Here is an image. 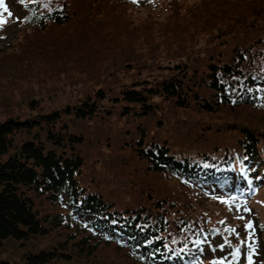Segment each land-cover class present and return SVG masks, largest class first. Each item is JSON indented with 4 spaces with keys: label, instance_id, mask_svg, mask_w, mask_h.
I'll return each mask as SVG.
<instances>
[{
    "label": "rangeland",
    "instance_id": "374dc122",
    "mask_svg": "<svg viewBox=\"0 0 264 264\" xmlns=\"http://www.w3.org/2000/svg\"><path fill=\"white\" fill-rule=\"evenodd\" d=\"M41 1L50 5L47 0ZM127 1L108 0L122 11L109 14L108 23H82L80 13L70 23L51 25L42 31L36 27L28 29L18 22L22 15L17 9L19 0H3L0 7L5 10L6 18L0 28V122L8 118L31 119L59 111L61 118L55 124V130L82 136L83 141L75 144L73 151L83 160L77 178L86 192L114 202L120 208L128 205L153 208L156 197L152 204L150 200L142 199L141 187L150 188L154 196L165 192V196L172 199L171 195L181 194L186 188H181L173 179H164L141 168L142 161L128 147L131 136H137V127L142 124L150 128L149 140L154 136L157 139L158 133H162L177 142L186 141L202 129L228 132L234 120L242 119L224 111L206 113L194 106L181 108L176 105L175 98H166L163 94L152 99L155 105L153 115H122L123 102L114 101L115 97L119 98V92L131 85L155 87L164 80L177 77L183 80V84L189 81V77L193 81L194 74L212 62L213 56H230L239 41L250 38L254 31L259 30L264 35V9L258 11L264 6L255 10V15L248 12L244 20L227 16L226 23H222L219 6H212L214 0H180L173 3L172 9L168 0ZM247 1L244 0V4ZM258 1L264 5V0ZM207 20H212L213 26L219 29L210 26ZM86 35H91L92 40H88ZM98 89L106 96L97 102L99 114L91 119H76L71 114H62L65 109L78 105L79 100H92ZM193 93L195 91L189 94V98ZM203 94L204 89L201 91ZM244 112L255 116V120L259 118L251 111ZM37 134L47 148L55 147L47 141L46 129L38 126L30 131H17L12 145L19 146ZM149 140L145 142H151ZM6 157L7 154L3 159ZM260 175L262 178L257 180ZM252 180L253 185L258 186L257 193L248 181L239 180L236 176L230 188L209 190L204 186L201 189L207 196H216L213 199L204 195L208 199L203 203L210 209L234 214L228 224L235 229L231 232L234 238L238 235L243 241L239 262L250 260L251 264H264V236L260 231L264 224L262 170L255 171ZM130 181L136 185H131ZM244 187L248 195L249 191L252 192L251 196H241L244 195L241 192ZM258 198L260 207L256 203ZM216 199L228 203H219ZM63 203L69 204L67 195H64ZM245 207L249 211H244ZM35 208L41 214L58 211L45 199L38 201V196ZM259 208L260 213H257ZM165 211L166 218L172 221L178 214L172 208ZM181 212L185 213L183 209ZM225 219L223 215L222 220ZM249 222L251 229L246 228ZM78 231L60 228L26 241L12 238L0 241V261L28 264L26 256L29 253L39 249L60 250L62 245L67 247L70 259L66 261L57 257L47 264H133L123 251L111 245H99L92 254H88L77 244L79 237L84 235ZM68 235L74 238L69 239ZM226 241L221 235L209 238L196 261L180 264H199L198 261L219 264V258L227 262L232 258V248Z\"/></svg>",
    "mask_w": 264,
    "mask_h": 264
},
{
    "label": "trees",
    "instance_id": "16d2710c",
    "mask_svg": "<svg viewBox=\"0 0 264 264\" xmlns=\"http://www.w3.org/2000/svg\"><path fill=\"white\" fill-rule=\"evenodd\" d=\"M47 1L50 5L41 0H19L17 9L22 15L18 22L28 29L36 27L45 31L51 25L70 23L80 13L82 23H108L109 14L122 13L119 6L108 0ZM177 1L180 0H168L170 9ZM213 5L219 6L222 23H226L227 16L244 20L248 12L253 15L255 10L264 6L258 0H248L245 4L244 0H214ZM5 13L0 7V28L6 18ZM258 16L263 19L262 15ZM209 21L213 26L212 20ZM85 37L92 40L91 35ZM239 42L230 56H213L212 62L194 74L193 81L189 77V81L183 84V80L177 77L164 80L155 87L131 85L119 92V98L115 97L114 101L123 102L122 115H153L155 105L152 99L163 94L166 98H175L176 105L181 108L194 106L206 113L224 111L242 119L234 120L228 132L202 129L186 141L177 142L162 133H158L157 139L154 136L149 140L150 128L140 124L136 129L137 136H131L128 147L142 161L141 168L164 179H173L181 188H186L181 194L171 195L172 199L166 197L165 192L154 196L150 188L141 187L142 199L150 200L152 204L156 197L153 208L149 205L120 208L114 202L86 192L77 178L83 160L73 151L75 144L83 139L79 135L63 133L62 129L55 130V124L61 118L59 111L31 119L8 118L0 122V241L9 238L26 241L55 229L74 228L84 233L77 244L88 254H92L99 245H111L123 251L133 264L193 262L200 254L206 237L208 240L216 235L225 237L234 251L239 249L242 238L238 235L234 238V234L225 230L231 229L228 221L234 214L210 209L203 200L215 199L216 196H207L201 187L197 189L203 185L209 190L224 189L235 176L250 183L255 171L260 169L264 172V35L259 30L254 31L250 38ZM203 89L205 94L201 95ZM193 91L195 93L189 98ZM105 98V93L98 89L92 100H79L78 105L65 109L62 114H71L76 119H91L101 112L97 102ZM240 109L251 111L259 118L255 120V116L238 112ZM105 112L111 114L108 110ZM35 126L46 129V139L54 148H47L38 134L19 146L12 145L17 131H30ZM146 139L151 141L150 144L145 142ZM130 183L136 185L134 181ZM252 187L257 193L258 186ZM64 195L69 199L68 205L63 203ZM37 196L38 201L45 199L58 211L41 214L35 208ZM259 198L257 207L261 203ZM216 202L221 201L216 199ZM169 208L178 212L173 221L166 218L165 210ZM182 209L185 213L181 212ZM257 213H260V208ZM223 215L226 216L225 221L222 220ZM260 231L264 236V224ZM68 238L74 237L68 235ZM66 249L62 245L60 250L39 249L29 253L26 262L47 264L57 257L68 261ZM232 256L235 264H249L248 260L239 262V251L235 256L232 252ZM218 263L226 264L224 258H219Z\"/></svg>",
    "mask_w": 264,
    "mask_h": 264
},
{
    "label": "snow or ice",
    "instance_id": "6c2138e0",
    "mask_svg": "<svg viewBox=\"0 0 264 264\" xmlns=\"http://www.w3.org/2000/svg\"><path fill=\"white\" fill-rule=\"evenodd\" d=\"M3 4V0H0V5H2ZM9 15L11 16L12 15V13L11 12H9ZM234 199V198H233ZM222 203H228V201H221ZM239 210V209H238ZM244 211H249L246 207L244 208ZM241 219H243V217H240ZM220 223H224L223 221H220ZM251 227H252V224H251V222H249L247 225H246V228H248V229H251ZM226 231H229V232H235V229H225ZM226 243H227V241H226ZM239 251V249L237 248L234 252H233V255L235 256V254H236V252H238Z\"/></svg>",
    "mask_w": 264,
    "mask_h": 264
},
{
    "label": "water",
    "instance_id": "95a60500",
    "mask_svg": "<svg viewBox=\"0 0 264 264\" xmlns=\"http://www.w3.org/2000/svg\"><path fill=\"white\" fill-rule=\"evenodd\" d=\"M0 264H2L1 261H0Z\"/></svg>",
    "mask_w": 264,
    "mask_h": 264
}]
</instances>
